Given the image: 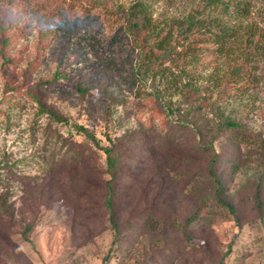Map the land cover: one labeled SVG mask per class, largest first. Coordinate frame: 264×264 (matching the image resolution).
<instances>
[{"label":"rangeland","instance_id":"obj_1","mask_svg":"<svg viewBox=\"0 0 264 264\" xmlns=\"http://www.w3.org/2000/svg\"><path fill=\"white\" fill-rule=\"evenodd\" d=\"M139 1L162 33L229 4L230 15L241 10L233 23L264 36V0H0V193L13 210L0 219L9 242L0 243V264H215L228 245L223 264H264V205L253 201L257 187L264 197V51L249 61L234 36L220 54L208 34L190 48L173 34L175 51L160 61L151 33L132 26ZM242 66L250 69L234 76ZM106 96L119 101L110 117ZM216 109L239 134L209 138ZM126 132L111 177L102 149ZM203 140L219 154L223 199L242 206L238 218L204 176ZM48 182L51 198L38 200L26 241L31 188Z\"/></svg>","mask_w":264,"mask_h":264},{"label":"trees","instance_id":"obj_2","mask_svg":"<svg viewBox=\"0 0 264 264\" xmlns=\"http://www.w3.org/2000/svg\"><path fill=\"white\" fill-rule=\"evenodd\" d=\"M216 3L218 5L219 2L216 0ZM219 7H221V5ZM134 10H135L134 13H130V16H132V20H134L132 26L136 28H140L144 30L146 33H151V40L155 46V50L162 52L161 57L160 56L157 57V58H160V61L164 60L163 58H165L166 56L172 55L173 52L175 51V47L170 45L169 40H167V38H172L171 36L173 34H176L177 38H175V40H180L182 38L187 39V40L191 39L190 40L191 42L188 45L189 48L194 47L197 44H199L196 42V40H194V38H197L198 35L208 34L206 38H210V42L215 44L220 54H222V51L225 48L224 41L226 39H229L230 36H234L235 38L233 40L236 39V41H239L238 43L240 45H243L242 46L243 50L246 49L245 53H249V56L245 57L246 58L245 60H249V61L253 60V57L257 56L260 52L264 51V36H262L261 33L259 34V30L257 29L256 26H253V25L242 26L241 23H233L232 19L235 17V13L237 14V12H241V10L237 11L236 9L237 12L235 11L233 15H230L229 4L225 5L224 10H222L221 16L212 17L210 15H206L203 18L196 19L193 15L189 14L184 19H182L178 25L173 26L174 31L168 29L166 33H162L159 29H157V27H154L149 11L143 2L139 1V3L135 6ZM168 22H171V21L169 20ZM171 24L174 25V22H172ZM166 42L168 43V45L165 44ZM252 49H253V52H252ZM155 61L157 60L155 59L154 62ZM151 66H154V65H151ZM246 68L250 69L248 68V66H245V68L244 66L237 67L234 70L233 75L234 76L238 75L237 73L238 71H241V72L246 71ZM247 72L250 73V71L248 70ZM51 82L52 80H48L44 83V85L51 83ZM106 99L107 100L104 105V113L110 117L111 109L113 105L115 103H119V101L117 100V98L115 99V98H112L111 96H106ZM204 101L207 102L206 100ZM207 104L211 106V108H213V105H212L213 103L207 102ZM45 111L49 112L50 116H52V118H54L55 120H58V121L62 120V118L58 117L57 114H55L54 111L51 110L50 108L44 107L40 110V112H45ZM217 112L218 110L216 109L215 114H216L218 121H217V125L215 126L213 134L209 137L211 140L214 137H218L220 134H223V132H225L226 130H231L232 132H235L238 134L240 133L241 126L237 122ZM64 122L67 124L66 120H64ZM82 130L86 132L85 129H82ZM119 137H116L112 141L108 139L110 141V145L102 149L106 155V159H105L106 169L111 172L110 173L111 177H115V174L119 171V168H120L119 166V157H120L119 155L120 154L116 156L114 155L115 143L116 142L118 143L119 141L123 143L122 141L123 139L127 140L129 138V133L127 134L126 132L124 133V135L119 136ZM203 139H206V138H203ZM201 144H202L201 151H204L206 148H209L210 150L208 152L210 154V160L207 164V169L204 172L205 173L204 176L207 179H210L212 183L214 184L213 194L217 202L221 206H225L232 215L238 218L239 215L243 213L241 209L242 206L238 203L234 205L232 202L226 199H223V190H222L223 180L221 179L220 174L217 173L218 166H219L218 164L220 161L219 154L215 153V151L213 150L212 142H210V140L208 141L203 140ZM262 156L264 159L263 151H262ZM50 185H52V183L48 182V183H43L42 185H40L38 189H36L35 186L31 188L32 192H34L36 202L34 203L32 210H31V219L24 226V229L21 232L23 239L26 241H27V235L33 230V227L35 224L36 212L38 210V205H39L38 200L42 197L43 198L48 197V194H45V193L49 191L47 187H49ZM85 187L87 190L91 189L92 187L91 183L85 184ZM105 189L109 194V195L107 194V198L105 199V208L107 209L108 213H111L109 217V221L113 224L114 217L112 213V200H113L114 186H113V183H111V178L109 181H106ZM262 193H263V188H260V187H257L253 193V197H254L253 201H254L256 210H262L263 208L264 197ZM8 197H9L8 191L0 193V219L3 216H6L9 219L13 216V210L10 208V204L7 202ZM50 198L51 197H48L47 199H50ZM68 199L69 198H64V201ZM81 199H82V196L80 192H77V191L72 192L70 200L74 202V205L72 204V207L74 206V211L80 207V205L77 206L79 204L77 202ZM0 241H1L0 243L3 246H5L6 248L9 247V242L7 238L4 237V234L1 232H0ZM230 248H231V245H228L227 251L224 254L220 255L215 260V264H223L224 257L227 256L228 252L230 251ZM202 252L205 254V257L208 263V261L211 259L210 258L211 256L209 255L207 250H203ZM200 261L201 262H199V264H202L204 262L203 259H201ZM183 263L187 264L186 261H184Z\"/></svg>","mask_w":264,"mask_h":264}]
</instances>
